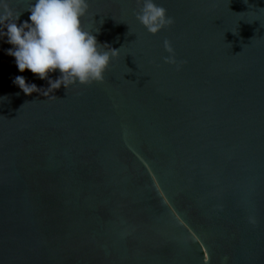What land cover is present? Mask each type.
<instances>
[{
    "label": "water",
    "instance_id": "1",
    "mask_svg": "<svg viewBox=\"0 0 264 264\" xmlns=\"http://www.w3.org/2000/svg\"><path fill=\"white\" fill-rule=\"evenodd\" d=\"M155 3L151 34L138 0H88L118 54L48 96L0 41V264H264V0Z\"/></svg>",
    "mask_w": 264,
    "mask_h": 264
},
{
    "label": "clouds",
    "instance_id": "2",
    "mask_svg": "<svg viewBox=\"0 0 264 264\" xmlns=\"http://www.w3.org/2000/svg\"><path fill=\"white\" fill-rule=\"evenodd\" d=\"M137 21L148 33L156 34L171 25L173 20L166 9L155 0H138ZM88 0H33L27 10L28 19L20 21V15L12 18L7 0H0V41L9 45L5 53L12 56L20 73L25 70L41 80H47V88L27 83L23 75L15 76L13 84L25 95L44 89L48 96L63 86L66 90L73 84L102 82L104 72L118 49L108 45L101 51L97 36L82 27L81 18L87 13ZM98 33V32H95ZM6 38V39H5ZM165 63L175 64L173 49L164 42ZM59 72L52 79L49 74Z\"/></svg>",
    "mask_w": 264,
    "mask_h": 264
}]
</instances>
